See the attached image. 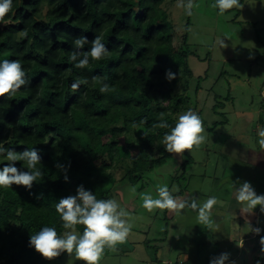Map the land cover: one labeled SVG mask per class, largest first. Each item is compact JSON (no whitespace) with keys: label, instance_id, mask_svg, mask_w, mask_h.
<instances>
[{"label":"trees","instance_id":"trees-1","mask_svg":"<svg viewBox=\"0 0 264 264\" xmlns=\"http://www.w3.org/2000/svg\"><path fill=\"white\" fill-rule=\"evenodd\" d=\"M168 1L13 0L0 20V62L19 60L29 81L14 95L0 97V147L38 148L44 173L31 190L0 188V264L47 261L29 245L30 235L46 226L61 237L70 231L62 227L56 204L75 195L78 186L105 200L113 199L120 184L144 189L147 173L174 156L162 143L170 128L152 127L161 113L170 126L189 109L203 121L189 93L195 76L188 37L184 46L175 45ZM81 35L89 41L100 36L109 55L76 68L69 57ZM168 69L177 74L171 81L165 76ZM93 76L106 78L110 91L102 94ZM78 78L88 83L73 92ZM201 87L198 81L196 94ZM263 90L264 84V110ZM190 157L181 163L183 174ZM5 162L0 156V168ZM57 162L67 167V182ZM16 166L22 168V162ZM116 168L124 171L120 178ZM41 193L43 198L37 199ZM76 230L82 234L83 226ZM261 260L264 264V256Z\"/></svg>","mask_w":264,"mask_h":264},{"label":"rangeland","instance_id":"rangeland-1","mask_svg":"<svg viewBox=\"0 0 264 264\" xmlns=\"http://www.w3.org/2000/svg\"><path fill=\"white\" fill-rule=\"evenodd\" d=\"M193 2L191 16L177 7L178 0L165 6L175 26V45L184 46L188 37L195 76L189 93L192 105L197 103L201 110L205 141L187 154L174 153L165 165L147 173L144 189L139 190L138 184L119 185L113 199L128 213L125 219L132 228L115 251L104 252L100 264H210L222 252L230 254L225 264L257 260L262 264L264 211L257 206L243 212L232 182L248 181L257 194H264V150L257 142L258 130L264 129V0H240L241 7L223 14L211 7L215 0ZM198 81L202 87L196 94ZM187 156L191 161L183 174L180 167ZM109 157L107 163L112 165ZM123 172L116 168L118 178ZM162 185L179 200L196 196L202 204L216 197L211 213L215 227L199 225L197 212L190 208L179 212L143 208L140 194L157 198L156 188ZM255 228L261 229L259 235ZM70 259L62 253L43 264H83Z\"/></svg>","mask_w":264,"mask_h":264},{"label":"clouds","instance_id":"clouds-1","mask_svg":"<svg viewBox=\"0 0 264 264\" xmlns=\"http://www.w3.org/2000/svg\"><path fill=\"white\" fill-rule=\"evenodd\" d=\"M13 0H0V20L11 11ZM177 7L183 8L188 16H191L195 7L193 0H178ZM211 7L218 9L220 14L241 7L240 0H215ZM22 35L27 37V31H22ZM221 47H224L220 40ZM75 51L70 54L69 59L75 62V67L79 69L86 68L90 59L98 61L109 55L110 50L102 42L100 36H95L91 41L87 36L81 35L73 41ZM90 48L85 51V45ZM27 73L23 69L19 60L5 59L0 62V97L12 96L29 81L26 79ZM166 79L171 81L176 78L177 74L171 69L166 71ZM106 78L93 76V81L100 82L99 91L106 94L110 91L111 85L104 82ZM87 79H77L71 85L73 92L77 91L81 84H87ZM161 113L159 123L152 125L154 129H169L165 132L162 143L165 151L182 155L185 151L190 152L194 147H199L205 141V132L203 121L200 116L189 109L180 114L174 126H170ZM259 137L258 144L264 150V129L257 132ZM0 156H3L5 163L0 168V188H10L12 185L24 186L31 190L33 184L38 180H43L44 173L41 164L42 156L38 148H25L23 151H16L14 148L0 147ZM16 162H22V168L16 166ZM70 166V165H69ZM55 167L64 172V179L67 182V167L59 162ZM24 169H27L26 171ZM236 200L244 205L241 209L243 212H251L257 206L264 211V194H257L253 186L248 181L232 182ZM239 187H236V185ZM136 191L135 188L132 189ZM157 198L150 193H141L143 208L148 211L154 209L169 210L179 212L190 208L197 212L199 225H204L208 229L215 227L212 219V209L217 204L216 197H209L202 204L199 203L198 197L192 196L190 199L179 200L169 191L167 185L157 186ZM43 198L41 193L36 197ZM56 212L62 221V227L66 230L64 236L58 235L54 227H43L36 234H31L29 245L35 249L43 258L53 260L67 253L70 260L82 261L83 264H100L103 258L105 248L115 251L116 245L122 244L128 238L132 225L128 223V213L120 208L115 199H97L96 195L90 190H86L83 185L76 189L75 195H68L59 199L56 204ZM82 225V234L76 233V226ZM253 231L259 235L261 229L255 228ZM261 251L264 252V236H261ZM230 254L222 252L219 256L212 257L210 264H225L229 260ZM256 264H260L257 260Z\"/></svg>","mask_w":264,"mask_h":264},{"label":"built area","instance_id":"built-area-1","mask_svg":"<svg viewBox=\"0 0 264 264\" xmlns=\"http://www.w3.org/2000/svg\"><path fill=\"white\" fill-rule=\"evenodd\" d=\"M263 96H264V90H263Z\"/></svg>","mask_w":264,"mask_h":264}]
</instances>
